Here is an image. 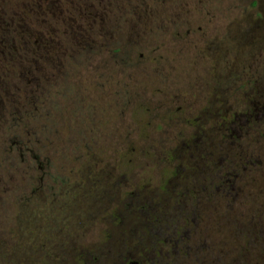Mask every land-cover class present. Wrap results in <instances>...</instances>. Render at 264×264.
Instances as JSON below:
<instances>
[{
    "label": "rangeland",
    "instance_id": "obj_1",
    "mask_svg": "<svg viewBox=\"0 0 264 264\" xmlns=\"http://www.w3.org/2000/svg\"><path fill=\"white\" fill-rule=\"evenodd\" d=\"M252 1L158 0L148 25L138 21L132 36L124 26L111 43V47L122 48L116 58L125 64L120 62L115 69L110 50H102L92 55L91 61L83 62V67L68 66V121L62 125L48 157L55 165L49 173L57 177L58 183L68 181L62 185L67 187L62 189L61 197L50 201L47 209L43 204L49 201L48 194L40 196L38 208L26 216L34 225L33 236L30 243L20 246L16 263L122 264L129 255L137 261L135 247L146 240L152 264H232L244 239L237 232L235 239L226 238L224 231L233 228L242 232L243 209L253 207L243 199V186L247 177H256L254 167L247 166L243 181L241 165L240 176L232 185L242 191L229 200H206L201 210L194 209L188 228L182 223L177 204L167 198L171 206L162 213L165 221L154 225L151 222L162 185H167L166 196L174 197V188L182 185L185 176L203 168L212 173L220 170L229 153L239 159L244 157L245 163L253 156L263 161L264 149L254 143L262 128L246 120V97L237 93L228 103L223 99L231 76L240 73L237 64L247 61L254 51L258 59L250 62L251 74L264 75V23L258 26L255 22L258 14L264 15V2L258 0L259 7L251 9ZM163 27L168 32H163ZM128 42L133 44L129 50L125 49ZM112 73L119 88L111 87L109 81L104 92L93 90L96 77L103 74L105 80ZM2 80L7 91L18 83ZM213 96L216 103H226L219 107L230 123L224 135L217 134L216 116L209 119L203 113ZM82 98H88L95 109L92 123L82 122L88 106L87 102L83 106ZM228 107L231 110L226 113ZM255 108L264 114V100ZM193 120L198 121L196 128L188 125ZM85 134L95 146L89 158L81 157ZM16 136L12 134L8 143L19 141ZM187 141L191 144L188 149L184 146ZM3 146L6 148V144ZM255 150L259 152L256 155ZM69 157L81 159L71 166L64 162ZM182 166L188 172L178 177L176 172ZM223 204L221 213L214 210ZM214 215L215 219L224 215L229 222L211 227ZM3 221L7 223L8 218ZM184 236L186 243L181 245ZM153 246L156 256L151 252Z\"/></svg>",
    "mask_w": 264,
    "mask_h": 264
},
{
    "label": "trees",
    "instance_id": "obj_2",
    "mask_svg": "<svg viewBox=\"0 0 264 264\" xmlns=\"http://www.w3.org/2000/svg\"><path fill=\"white\" fill-rule=\"evenodd\" d=\"M31 2L40 12L39 23L24 26L22 18L17 16L11 19L1 16L0 19V26L3 29L0 33V58H6L9 64L14 65L12 71L5 72L7 79H3L8 83L10 80L18 82L12 85L10 91H7V86L5 88L3 85L0 86V185L3 186L0 187V223L3 224L0 226V264H18L17 251H21L20 246L31 242L34 225L26 216L38 208L40 196L48 194L49 201L43 204V208L47 209L50 201L61 197L62 189L67 187L62 185L68 181L58 183L57 177L49 173L51 168H55L54 163L49 161L51 147L58 141L57 136H60L62 125H67L65 122L68 121L66 99L69 98L71 91L65 85L67 69L71 65L78 67L81 59L90 58L102 50H110V58L117 59L116 55L122 48L113 50L111 43L124 26L129 29L128 35L132 36L137 28L134 25H137L138 21L145 23L147 10V0H71L68 3L71 13L66 14L62 2L58 6L54 0V12L60 24V28L55 31L50 1L29 0L28 3ZM259 5L260 2L254 0L249 7L253 9ZM258 15L255 22L260 26L264 23V15ZM109 26L114 27V31ZM249 34L256 37L252 33ZM257 34L258 39L259 32ZM251 41L256 39L252 38ZM27 43L30 44V48H25L28 47L25 46ZM131 44L128 42V47ZM123 45L125 46V43ZM253 59H258L255 51L247 61L242 60L237 64L236 69H240V73L231 76V84L223 99L228 103L237 93H242L246 97L244 108L249 109L248 112L246 110L244 112L246 120L248 123L259 124L262 128L254 143L258 142L264 149V114L254 110L255 105L264 100V75L251 74L250 62ZM120 60L123 64L122 59ZM20 64L24 66L23 71L19 70ZM61 84L62 86L64 84L65 92H61L64 90H61L62 86L58 88ZM243 84L246 87L244 94ZM214 96L210 98L203 113L209 119L216 116L217 134L224 135L228 132L226 127L230 124L228 117L223 116L225 111L215 113L208 111V108L215 105V109L218 110V106H225L226 103H216ZM2 103L6 106L3 107ZM139 109L141 110L142 106ZM49 120L54 124L51 130ZM12 134H16L19 141L11 140V145L8 140ZM252 142L250 140V144ZM3 144H6V148ZM82 146L81 157L89 158L95 146ZM256 152L257 150L255 155ZM33 153L44 161L43 173L31 159ZM262 154L263 161H259L255 156L250 159L257 171L256 177L254 179L247 177L245 184L244 195L253 207L243 209L242 232L233 228L224 231L226 238L235 239L237 232L243 235L244 239L241 250L238 249L240 251L231 259L232 264H264V152ZM81 157L75 160L69 157L64 162L75 166ZM11 182L14 183L12 186ZM7 218L6 223L3 219Z\"/></svg>",
    "mask_w": 264,
    "mask_h": 264
},
{
    "label": "flooded vegetation",
    "instance_id": "obj_3",
    "mask_svg": "<svg viewBox=\"0 0 264 264\" xmlns=\"http://www.w3.org/2000/svg\"><path fill=\"white\" fill-rule=\"evenodd\" d=\"M45 1H47V0H45ZM49 1H50L51 6L53 7V9H52L53 11H51L52 20H54L53 24L55 23V27L54 26L53 27H54L55 31H57L58 27L60 28V24L58 22V18L55 15V12H54V0H49ZM69 1H71V0H55V2L59 4L58 6H60V4L62 2L63 8L65 9L64 11L66 14L71 13V8L68 5ZM177 1H179L178 3H182V0H177ZM28 2H29V0H0V19H2L1 16L5 17V18H9V19L13 18L14 16H17V17L22 18L21 21L24 22L23 23L24 26H27L28 24H33V23H39L38 18L40 16L39 15L40 12L36 10V6L34 3L31 2V4H30ZM157 2H158V0H147V3H146L147 10L145 12V16H146L145 23L147 25H148V23H150L151 18L153 17V14H154L153 10H155L154 7L157 4ZM15 5H16V7H15ZM60 13H61V11H60ZM23 18L25 20H23ZM160 29H161V27H160ZM162 29L164 30L163 32H168L165 27H163ZM2 30L3 29L0 26V33ZM20 38L22 39L24 37H20ZM1 39H2V37H1ZM25 46H28L25 48H30L29 43H27V45L25 44ZM132 46H133V44H131L127 49L128 50L131 49ZM112 49L115 50V49H119V48L112 47ZM141 57L142 56L140 55V58ZM110 59L112 61L114 68L117 69L119 67L120 62L117 59H115V57H111ZM89 61H91V58L81 59L80 60V66L82 64V67H83L85 65L83 62L86 63ZM125 63L126 62L123 61V64H125ZM12 67H14V65L9 64L8 59H6V58L1 59L0 58V78L7 79L5 72H8V70H11ZM19 67H20L19 70H21V71L24 70V66H21V64ZM108 78L103 80L104 79L103 74H101L99 77H96L97 81L94 83V85H91V86H93V90L97 91V92H104V86L108 89L110 82H112L111 87H115L116 89L119 88L118 81L114 79L115 78L114 73H112L111 76ZM2 82H3V80H2ZM2 85H0V86H2L3 88H5V86H7L6 83H5V86H4V83ZM55 85L57 86V84H55ZM83 98H84V96H83ZM83 98H82L83 106H86V102H87L88 106L86 107V111H84V113H85L84 119L85 120H83L82 122L92 123L93 119L95 117V114H94L95 109H94L93 105L90 104V101H87L88 98L86 100ZM218 107H220V106H218ZM222 107H224V106H222ZM206 109H207V107H205L204 110H206ZM230 110H231V108L229 109V107H228L227 112L229 113ZM245 110H246V107L244 108L243 112H245ZM254 110H256V109H254ZM208 111L220 113L223 110L221 108L216 110L215 105H213V106H210V109L208 108ZM248 111H249V109L246 110V112H248ZM189 124H191L195 128L197 126L196 120H194V122L188 121V125ZM52 127H54L53 121L49 120V129L51 130ZM84 140H86V141H85V143L83 142L82 144L93 145L92 144L93 141L89 140L88 135H86V134H85ZM189 145H191V144L188 141L184 143V146L187 147V149L189 148ZM21 156H22V154H21ZM184 156H186V154H184ZM236 157H238V156H236V154H231V153L227 154V160H226L224 165L222 163V166H221L222 169L220 168V170H216V172H214V173H212L210 169L205 170L204 168L199 169L197 171L194 170V172L192 174L189 173L190 175L185 176L186 179H183L185 181L182 183V185H180V187H178V188H174V190H173V193L175 194L174 197L166 196V194H168V193H166L164 188H166L167 185L166 184L162 185L159 188L160 190H159V193L157 195V197L159 198V196H160V198L158 199V202H157L158 205H156L155 209L153 210V213H152V218H153L152 221L153 222H151V224L152 225L162 224L165 221V220L163 221L161 219L162 213L166 209L170 208V206H171L170 204L166 203L167 199H170L171 202H175L177 204L176 208L179 209L178 214L179 213L182 214V216H181L182 223H184V225H186L188 228L191 224V221H192L191 216L193 215L194 209L195 210H197V209L201 210V209H199L200 205H204L206 200H210L212 203H214V201H218V200L219 201H221V200L225 201L226 199L229 200V197L231 199V197L234 194H238L239 192H241L242 191V190H240L241 187H240V189H238V191H236L234 186L232 185L233 184L232 182L234 180L238 179V177L240 176L238 174V170L240 169L241 165H242V170H243V175H244V177H243V181H244L245 176H246L245 172H246L247 166L254 167L255 164L252 161H248L245 163L244 157H243V159L242 158L239 159L240 157H238V158H236ZM31 159L34 162H36L38 170L41 171V173H43L44 172L43 171L44 166H43V162L40 160L39 156L34 155V153H33V155L31 156ZM28 164H29V161H28ZM32 164H34V163H32ZM182 167H183V169L178 171V173L176 172V176L181 177L182 174H187L188 171L186 169V166H182ZM223 168L226 170L225 173H223V170H224ZM234 172H235V174H234ZM230 176H233V177L230 178ZM173 177L175 178V176H173ZM240 181H242V179H240ZM229 182H231V185H228ZM226 187H228L227 192L225 190ZM245 187L246 186H243V199H247V197L244 195ZM162 192H164V193H162ZM225 192H226V194H225ZM163 194H164V196H163ZM221 198H224V199H221ZM173 199H174V201H172ZM225 204L220 205V206H216L214 208V210L221 213V209L224 208ZM212 211H213V209H212ZM199 215H200V213L197 212V215L195 216V218L198 219ZM195 218H194V220H195ZM203 221L204 220H202V219L200 220V222H203ZM228 222H229V220L225 219L224 215L223 216L220 215V218H218V219H215V215H214L212 218L211 227L212 226H218L220 224H224V223H228ZM196 223H194L195 226H196ZM189 232H190V229H189ZM174 234H176V236H179V235H177L178 231H176V230H174ZM186 236L181 238V242H179V244L182 245V244L186 243V238H185ZM169 243H170V241H169ZM149 248H151L150 244L147 243L146 240L143 243L140 242V244H138V246L135 247V249L138 250L137 254H138L139 259L137 261H135L133 258H131V256L127 252L129 257H125L123 259L122 264H152L151 262L148 261V257H147V253H149L147 250ZM155 251H156V247L153 246L151 252L155 254ZM157 251H159V250H157ZM184 252H186V251L184 250ZM186 255L188 256L189 252H187ZM154 256H156V254ZM183 257H185V256H183ZM211 259H213V256Z\"/></svg>",
    "mask_w": 264,
    "mask_h": 264
}]
</instances>
